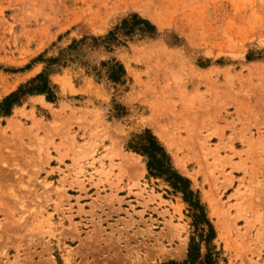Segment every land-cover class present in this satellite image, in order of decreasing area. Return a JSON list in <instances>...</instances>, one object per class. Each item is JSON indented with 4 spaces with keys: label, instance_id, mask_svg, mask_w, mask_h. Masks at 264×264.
Listing matches in <instances>:
<instances>
[{
    "label": "rangeland",
    "instance_id": "1",
    "mask_svg": "<svg viewBox=\"0 0 264 264\" xmlns=\"http://www.w3.org/2000/svg\"><path fill=\"white\" fill-rule=\"evenodd\" d=\"M133 15L155 32L96 44ZM39 74L54 99L0 116V264L184 260L188 203L127 147L145 130L191 181L221 264H264V0H0V102Z\"/></svg>",
    "mask_w": 264,
    "mask_h": 264
},
{
    "label": "trees",
    "instance_id": "2",
    "mask_svg": "<svg viewBox=\"0 0 264 264\" xmlns=\"http://www.w3.org/2000/svg\"><path fill=\"white\" fill-rule=\"evenodd\" d=\"M136 30L143 33L150 30L155 32L156 27L150 21L133 15L129 19H124L121 25L117 26L105 37L94 38L96 44H103L106 48H111L113 44L121 43V35H130ZM81 42L75 41L67 50V56L72 51L77 50V45ZM107 79L114 83H123L126 76L124 66L118 61H110L106 64ZM45 94L48 100H53L55 95L50 87L46 75L39 74L27 84L19 87L18 90L6 96L0 102V116L11 114L15 106L21 105L28 95ZM127 147L140 153L147 158V167L153 176L161 177L169 183L171 188L183 194V199L188 203L191 211L193 235L188 244L187 256L184 260L170 259L156 264H221L222 250L218 249L215 243L217 232L207 215L206 208L202 204L199 196L191 188V181L180 174L171 161L170 155L159 142V140L149 131L136 134L128 143Z\"/></svg>",
    "mask_w": 264,
    "mask_h": 264
},
{
    "label": "bare ground",
    "instance_id": "3",
    "mask_svg": "<svg viewBox=\"0 0 264 264\" xmlns=\"http://www.w3.org/2000/svg\"><path fill=\"white\" fill-rule=\"evenodd\" d=\"M135 159V158H134ZM140 161V160H139ZM138 161H136V163H137ZM136 166H137V164H136ZM142 167V166H141Z\"/></svg>",
    "mask_w": 264,
    "mask_h": 264
}]
</instances>
